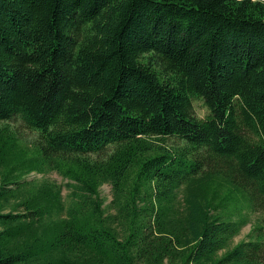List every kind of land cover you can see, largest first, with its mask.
<instances>
[{
    "label": "trees",
    "instance_id": "obj_1",
    "mask_svg": "<svg viewBox=\"0 0 264 264\" xmlns=\"http://www.w3.org/2000/svg\"><path fill=\"white\" fill-rule=\"evenodd\" d=\"M15 118L0 264H264V0H0Z\"/></svg>",
    "mask_w": 264,
    "mask_h": 264
},
{
    "label": "rangeland",
    "instance_id": "obj_2",
    "mask_svg": "<svg viewBox=\"0 0 264 264\" xmlns=\"http://www.w3.org/2000/svg\"><path fill=\"white\" fill-rule=\"evenodd\" d=\"M193 109H194V115L197 118L203 119L208 115V109L205 107L203 101L201 99H194L193 101ZM7 127L8 130L11 132L14 131L20 141L22 142V146L28 147L31 150L30 144L36 139V134L29 129H27L23 122L19 118H15L9 121H0V128ZM27 181H34L36 185L42 184L43 182H52L55 183L56 185L62 187L65 185L66 180L62 178L57 172H47L44 174L41 173H30L29 176H26ZM100 195L101 197L106 201L105 205H109L110 202L112 201V186L110 184H104L100 188ZM68 189L66 187H63L62 189V195L67 202L68 200ZM257 217H264V214H255L252 215L251 217V222L245 226L241 234L237 236L233 243L232 246L236 245L237 243L245 240L247 238V235L249 234L252 224L257 219Z\"/></svg>",
    "mask_w": 264,
    "mask_h": 264
}]
</instances>
